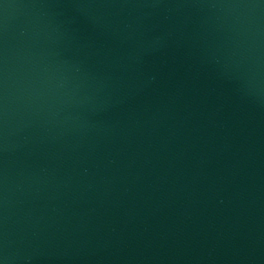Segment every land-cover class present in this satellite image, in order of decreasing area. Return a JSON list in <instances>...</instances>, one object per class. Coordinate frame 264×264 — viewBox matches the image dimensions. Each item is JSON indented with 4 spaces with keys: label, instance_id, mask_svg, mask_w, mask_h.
Instances as JSON below:
<instances>
[{
    "label": "water",
    "instance_id": "1",
    "mask_svg": "<svg viewBox=\"0 0 264 264\" xmlns=\"http://www.w3.org/2000/svg\"><path fill=\"white\" fill-rule=\"evenodd\" d=\"M0 264H264V0H0Z\"/></svg>",
    "mask_w": 264,
    "mask_h": 264
}]
</instances>
